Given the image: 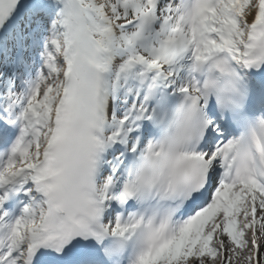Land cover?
Listing matches in <instances>:
<instances>
[{"label": "snow or ice", "instance_id": "1", "mask_svg": "<svg viewBox=\"0 0 264 264\" xmlns=\"http://www.w3.org/2000/svg\"><path fill=\"white\" fill-rule=\"evenodd\" d=\"M0 264H264V0H0Z\"/></svg>", "mask_w": 264, "mask_h": 264}]
</instances>
